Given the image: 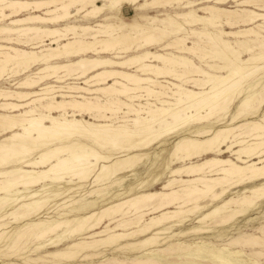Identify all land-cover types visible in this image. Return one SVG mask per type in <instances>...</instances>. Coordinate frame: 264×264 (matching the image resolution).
I'll return each instance as SVG.
<instances>
[{
  "label": "bare ground",
  "instance_id": "obj_1",
  "mask_svg": "<svg viewBox=\"0 0 264 264\" xmlns=\"http://www.w3.org/2000/svg\"><path fill=\"white\" fill-rule=\"evenodd\" d=\"M234 1L241 6L252 5L257 11L264 10V0ZM222 2L224 0H216L215 3ZM200 3L190 0H0V21L9 20L7 25L0 24V38L9 40L12 35H29L22 43L34 40L30 49L0 43V79L9 69H15V73L25 72L33 64L41 65L34 77L26 74L18 81L20 90L10 93L0 86V100H3L0 101V135H6L0 139V218L12 216L15 222L30 221L25 229L37 228L33 234L37 244L34 250L49 244L57 246L53 244L60 243L71 233L85 237L72 244L74 251L52 253L53 257L71 259L80 249L97 250L100 246L115 245L136 236L142 237L137 243H157L159 235L166 233L167 228L184 221V213L194 214L214 204L234 184L245 183L241 188L244 194L215 202L211 211L199 216V223L221 211L223 221L230 219L243 206H250L264 197V181L255 184L264 180V113L258 120L231 125L243 111L249 107L252 110L254 100L258 104L264 101L260 96L263 88L258 90L257 79L248 80L264 68L260 66L264 63V36L253 28L219 30L220 35L208 31V27L221 24L232 27L239 22L252 23L257 18L264 20V13L243 10L239 15L241 19L232 21L231 17L238 16V12L216 5L198 8L206 13L199 15L191 7ZM178 7L187 10L173 14L148 13L150 9L172 11ZM125 8H130L132 15H125ZM34 9L42 12L34 13ZM28 10L31 12L17 15ZM77 15L87 22L71 23L70 19ZM221 15L226 17L224 23L219 20ZM92 19L94 24L88 22ZM197 24L204 26L202 30L194 29ZM181 32L188 36H204L210 49L188 46ZM223 35L255 37L248 40L252 44L241 42L249 57L240 59ZM254 45L257 50H252ZM149 46L159 47L162 52L151 51ZM170 50L181 54L200 50L204 52L202 55L220 59L223 64L205 63L212 72ZM104 52H111L112 56H101ZM125 67H133V70H124ZM221 71L225 74H219ZM169 76L176 82L157 80ZM66 77L82 79L83 86L75 83L57 86L48 82L51 78L63 81ZM189 83L196 89L186 87ZM36 86L38 89L32 90ZM75 89L78 91L74 92ZM237 91L241 96L230 124L212 130L209 118L235 100ZM72 92L75 94H70ZM82 92L95 96L87 97ZM97 94L109 96V99L100 103L101 97ZM121 95L125 100L115 98ZM59 96L61 99H57ZM54 112L58 115H53ZM82 112L89 113L94 120L77 118ZM108 112L110 116L106 115ZM129 113L133 117L127 120L124 115ZM189 125L188 132L169 148L161 150L166 156L157 173L163 175L166 170L168 174L162 191H146L147 184L141 186V183L135 185L136 192L110 200L104 194L89 191V201L86 197L73 198L68 209L56 219L33 221L32 217L40 213L43 202L68 192L70 182L83 183L91 178L101 181L123 171H133L141 161L149 162L152 154L129 153L130 150L148 149ZM95 145L99 148L110 145L121 153H101ZM225 151H230L233 157H222ZM201 154L212 156L192 161L194 156ZM156 155L154 153V159ZM176 164L179 165L173 166ZM65 177L71 179L66 181ZM72 178L77 181L73 182ZM186 204L190 207L182 209ZM231 204H235V208ZM172 205H176L174 210L169 209ZM148 211L160 213L145 221L143 217ZM165 223L172 224L165 227ZM202 225L192 227V231L203 230ZM62 227H65L64 232L70 231L57 235L45 245L44 242ZM42 238L43 241H39ZM248 240L253 246L256 242L258 245L264 242L258 237L257 241L255 238ZM142 263L158 264L148 259Z\"/></svg>",
  "mask_w": 264,
  "mask_h": 264
},
{
  "label": "rangeland",
  "instance_id": "obj_2",
  "mask_svg": "<svg viewBox=\"0 0 264 264\" xmlns=\"http://www.w3.org/2000/svg\"><path fill=\"white\" fill-rule=\"evenodd\" d=\"M190 1L194 3L201 1L200 4L191 7V8L196 9V12L199 15H206V13H204L203 10L198 9L206 5H216V6H220L221 8H224L229 11L238 12V16L233 15L231 17L232 21L241 19L239 17V15L243 14V12L241 11L254 10L253 9L254 6L252 5L251 6L250 5L241 6V5H238V2L234 0H224V2H222L223 4L215 3L216 0H206L207 2H202L203 0H190ZM125 10H127L125 11L126 12L125 15H128V16L132 15L133 11H131L130 8H125ZM185 10H187V8L185 9L182 7H178V9L172 10V11L171 10L163 11L162 8L160 9L157 8V9H150L148 13L150 15H153L156 13L160 14L162 12H169L170 14H173L175 13V11L180 12V11H185ZM254 11L259 12V13H264V10L263 11L254 10ZM28 12H31V10L23 11V12L21 11L17 15L23 16L27 14ZM35 12L41 13L42 11L35 10L34 13ZM99 18L100 17H98L97 19ZM219 20H221L224 23L226 20V17L224 15H221L219 17ZM8 21L9 20L4 19L0 21V24L7 25ZM93 21L94 19L89 20L88 22H90L91 24H94ZM70 22L79 24V23H86L87 21L85 22V19H80V17H78L77 15L76 17L71 18ZM193 27L195 30L200 31L202 30L204 26L202 24H197ZM186 28H189V27H186ZM246 28H253L255 30H258L260 32V35L264 36V20L258 19V18L257 20L255 19L252 23H240L239 22L235 25H232V27L226 24H221L219 27H215V28L208 27V31L214 35H220L218 32L219 30L228 32V31L244 30ZM181 35L185 37L186 39L185 43L188 46L200 45L201 47L205 49H210L207 43H205L204 36H201V35H198L195 37L192 35L188 36L186 33H183V32H181ZM10 37L12 39H9V40L0 38V41H1L0 43L3 45H7V46H12V47L15 46V48L30 49V43L34 41V40H31L27 44H23L22 41L25 40V37H26L25 35L20 36V37L16 36L17 38L15 37V35H12ZM222 38L229 42L230 46L233 48L234 52H236L237 56L240 59L245 60L249 57L248 51L245 50V46L241 45V42L252 44L248 40L254 39L255 37L241 36V35L239 36L223 35ZM148 48L151 51L162 52L161 50H159V47L149 46ZM253 48L254 49L252 50H257L256 45H254ZM170 51L174 52L175 54H181V53H178L176 50H170ZM130 53L131 52H128V54ZM203 53H204L203 51L196 50L194 53L189 52V53H183L181 55L188 57L195 64L199 65L203 69L209 70L212 72L214 71L210 70L205 65V63L209 62V63L223 64L222 60L216 59L215 57L213 58L206 57V55H202ZM100 55L101 56L106 55V57L112 56L111 52H104V53H101ZM123 55H125V53L122 54V56ZM199 56H204V57L200 59ZM60 60L62 62L65 60V58L60 59ZM261 65H264V63L260 64V66ZM40 66H41L40 64H33L32 66L27 68L25 72H23L22 70L16 73L14 71L15 69H12V70L9 69L7 71L8 73L5 72L4 75H2L0 79V86L2 85L10 93L16 91L17 89L20 90V87L18 88V81L23 80L26 74L30 75V77H34L35 75L34 73L38 71V68ZM123 69L127 71H132L133 67L129 69L128 67L127 69L125 67ZM262 69L254 73L253 74L254 76L251 75L252 78L251 76H249L248 80H253L255 78L257 79L256 81L258 83L257 88L258 90L263 88L262 89L263 91L260 96L263 97V100H264V68ZM219 74H225V72L221 71ZM149 76L152 77V75H149ZM67 78L68 77H66L65 80L63 79V81H55L54 78H51V79H48V82L50 81L49 83L57 85V86L65 85V83H75V85L77 86H83V83H80L82 79L75 80V79H71V78L67 79ZM164 79L176 82V80L172 79L171 76L166 77V78L165 77L157 78V80H162V81ZM186 87L191 88V89H196V87L192 86L191 83L187 84ZM37 89H38L37 86L32 88V90H37ZM73 91L75 92L78 90L75 89ZM63 93H68V92H63ZM70 94H75V93L72 92ZM82 94L87 97L95 96L94 94H91V93L82 92ZM234 94H233L234 97L233 96L232 97L235 98V100L232 99V102L229 103V105H227V107L223 111H219L218 113L216 112L212 114L211 117L209 118V126H211L210 128H212V130L216 128L217 126L229 125L230 120H231L230 118L233 116V114L237 113L236 106L238 104V100L240 99L241 95L239 94L238 91ZM97 95L101 97L100 103H106L105 102L106 99H109V96H103L101 94H97ZM113 97L115 96H112V98ZM115 98H119L120 100H125V97L122 95L120 97L117 96ZM57 99H61V97L59 96L57 97ZM8 100H12V99H8ZM0 101H3V100L1 99ZM141 102H144V100H142ZM255 102L257 101L254 100L253 105H251L252 110H249L250 109L249 107L248 109L245 110L246 112L243 111L244 113L242 112L241 114H239L240 116L231 125H237V124L243 123L245 120H258L259 116L264 113V103H262L264 101L261 102L262 104L260 103L261 106L260 104L255 103ZM257 105H259L260 107ZM103 106H105V104ZM255 106H257L259 109ZM124 110H126L125 107H124ZM248 110H249V113H248ZM205 111H209V110H205ZM205 111H203V113H205ZM53 115L56 116L58 115V113L54 112ZM106 115L110 116L111 114L108 112ZM124 116H125L124 118L127 120L133 117L131 116L130 113ZM91 117L92 116L87 112H82L81 114L77 115V118H85L90 121L94 120L93 117L92 118ZM188 128H190V125L178 131H175L174 133L158 141L156 144L152 145L148 149L130 150L129 153L147 152V153L152 154V157L149 159L150 160L149 162L145 163L141 161L138 167L133 171H123L117 175H113L112 177L101 180V181H93V178H91L83 183L71 184L70 182V185H69L70 190L68 192H65L64 194H61L60 196H57V197L51 196L47 199V201L43 202L40 211H38L40 213L32 217L33 221L35 222L39 220L49 221L50 219H56L59 213H62V211H64L65 209H68L67 206L70 204V201L73 198L78 199L81 197L82 198L86 197L87 199V197H90L88 194L89 191H93L94 194L96 193L104 194L105 196L108 197L109 200L112 198H121L128 193L136 192L135 185H140L141 183L147 184V186L144 187L146 191H162L163 190L162 186L164 182L168 179V176H167L168 174L166 173V170L164 171L163 175H161L160 173H157V171L159 170L160 162L163 161V159L166 156L162 154L165 152H162L161 150L164 147L169 148L177 138L183 136L184 133L188 132L187 131ZM5 136H6L5 134L0 135V139H2ZM237 147L238 146H236L235 148ZM95 148H97L98 151H100L101 153H121L119 152L120 150L118 148L115 149L114 147L110 145H106L104 148H99L98 146L95 145ZM222 148L225 149L226 146L225 147L223 146ZM154 153H157V155L155 156V159L153 158ZM230 153H231L230 151H225L221 155L222 157L230 156V158H232L233 156L230 155ZM210 156H212V154L196 155L192 158V161H201ZM188 161L189 160H186V163H188ZM149 164H151L152 166L154 165V167L151 166L152 167L151 168ZM177 165L179 164H176L173 166H177ZM64 179L68 181L71 178L65 177ZM72 179H73V182L77 181L75 178H72ZM263 181L264 180L256 181L255 184L261 183ZM142 184L141 186L146 185V184H143V185ZM234 185L235 186L232 185L230 190L224 195H222L221 197H219V199H217L215 202L219 203L223 199L224 200L225 199L227 200L230 198L236 199L239 197V195L244 194L243 192L244 190H241V188L243 187V185H245V183L234 184ZM246 194H250V193L246 192ZM89 199L90 198H88L87 200L89 201ZM214 204L213 203L209 204L203 207L199 212L194 213V214L184 213L185 214L184 221L181 223H178L177 225L167 228L166 233L159 235L157 243L143 245L141 243H137L138 241H140L142 237L136 236V237L124 239L123 241H118L115 243V245L111 244V245L100 246V249H97V250L80 249L74 255V258H71V259H67L66 257H62V256L53 257L52 253L65 252L69 249L74 251V249L72 248V244L74 242L79 241L80 238L85 237V236H77L75 235V233H71L70 235L64 236L63 241H61L60 243L55 242L53 245L55 244H58V245L52 247V244H49V243L53 241L54 239H56L57 235L59 234L65 235L68 233V231H70L68 230L64 232L65 227H62L61 229L59 228L55 232V233L58 232L56 235L51 236L49 241L44 242L45 245L49 244L47 247L34 250L37 244H35V241H33V236H34L33 234L34 232L37 231V228L29 227L30 229L29 228L25 229L27 227L26 223H29L30 221H25L24 223L15 222L12 216H6L3 218H0V224H3V226L0 227V264H119L120 262H123L124 264L125 262L126 264H138V263L148 264V263H142L143 261H146L147 259L155 261L158 264H264V242L260 243L262 246L258 245V242L254 243V246H253L250 240L248 241L251 244H249V242L246 241L247 239H251V238H253V240L255 238V241H257L256 240L257 237L264 240V197L261 199H258L256 202H254L250 206H243L241 208V211L237 213L235 216L231 217L230 219L223 221L222 218L224 216L223 215L224 213L221 211L219 213L214 214L213 216H209V218L207 217L203 223H199L197 219L202 217L205 213L211 211L213 209ZM174 206L176 205H172L169 209L174 210L175 209ZM231 206L235 208V204H231ZM188 207H190V204L184 205L182 209L183 208L186 209ZM123 208L127 209V205H124ZM148 212H145L144 214L146 215L143 217V220L145 221L149 220L150 217H152L153 215H157L160 213L158 212L156 214V213H152L151 211H148ZM118 214L119 213H117V216ZM108 218H109L108 216L106 218L104 217L105 223L108 221ZM171 224L172 223H165L163 226L168 227ZM198 224L199 225L203 224L202 226L204 228L203 230H200L202 232L200 231L193 232L192 227L198 226ZM111 225L113 226L114 223ZM103 226L104 224H102L101 228H103ZM133 229L134 228L127 229V232ZM119 231H122V229H119ZM23 232L25 233L21 237L17 238L18 234L23 233ZM252 235L253 237H251ZM49 237L50 235L44 239L47 240ZM15 240H17L16 245L11 248L10 246L13 244ZM39 241H43V238L40 239ZM39 241H36V242H39ZM128 243H134L136 245H126ZM245 243L248 245H246ZM85 255H88V256L84 257ZM136 260H139V261H136ZM134 261L136 262L134 263Z\"/></svg>",
  "mask_w": 264,
  "mask_h": 264
}]
</instances>
